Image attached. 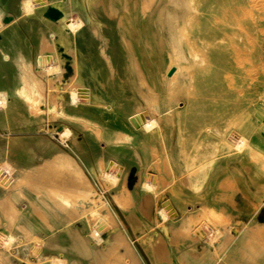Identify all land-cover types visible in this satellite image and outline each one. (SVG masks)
<instances>
[{
    "label": "crops",
    "instance_id": "1",
    "mask_svg": "<svg viewBox=\"0 0 264 264\" xmlns=\"http://www.w3.org/2000/svg\"><path fill=\"white\" fill-rule=\"evenodd\" d=\"M3 1L20 16L25 30L30 25L34 33L57 38L56 56L62 61L55 68L66 71L43 78H54L59 94L55 100L46 94L36 114L29 89L21 93L20 86L42 78L35 54L52 51L24 45L21 52L32 59L26 74L22 65L1 61L0 52V100H5L0 104V174L13 172V181L0 182V264L96 261L99 243L92 233L96 207L91 191L101 170L111 176L118 169L126 191L114 187L110 196L120 200L102 209V240L107 245L117 240L119 230L127 240L131 237L134 257L121 246L114 258L119 264H264V139L254 142L251 154L217 159L202 174L177 173L176 133L190 129V121L181 118L192 112L176 109L172 95L177 77L167 73L160 48H153L159 56H149L143 45L127 40L124 29L106 25L96 30V16L109 19L102 4L94 7L96 0L51 1L39 17L22 14V0ZM52 7L55 11H49ZM66 12L71 18L84 16L87 23L76 31L63 29ZM66 36L73 45L58 39ZM76 77L89 90L86 98L77 94L72 99V88L64 91L70 82L78 84ZM182 100L185 104L186 98ZM139 110L146 114V124L135 128L129 118ZM66 127L69 132L62 135ZM160 164L168 166L167 173L159 171ZM204 166L201 161L199 169ZM151 176L169 183L164 195L176 217H163L157 195L147 188ZM132 177L136 185L129 187ZM104 180L109 183L106 176ZM127 193L131 203L124 199ZM211 212L219 214V224H227L219 234L208 230ZM108 213L119 218L116 235L111 234L114 227L107 228L112 223Z\"/></svg>",
    "mask_w": 264,
    "mask_h": 264
},
{
    "label": "rangeland",
    "instance_id": "2",
    "mask_svg": "<svg viewBox=\"0 0 264 264\" xmlns=\"http://www.w3.org/2000/svg\"><path fill=\"white\" fill-rule=\"evenodd\" d=\"M119 1L108 0L107 4L106 0L102 1L101 4L104 9H107L106 12L109 10L107 12L109 19L102 20L96 16L101 20L100 29L106 25L119 28L117 13L123 10V4ZM136 1H139L137 14L141 21L145 19L143 23L148 25L147 29L140 28L136 34L134 29H130L133 34L131 43L143 45L145 51L149 52V56H159L156 50L160 48L159 52L165 63L170 55L175 57L179 70L175 80L177 84L174 85L176 94L174 93L175 96L173 94L172 98L175 100L176 109L187 108L192 112L190 117L181 118L183 121L186 120V124L190 121V129L188 126L186 129L182 127L176 133V154L180 162L177 165V173H186L188 176L202 174L206 172L207 167L212 168L217 159L251 154V146L254 142L264 139V0ZM4 3L6 4L5 1L0 0V6ZM111 4L117 7L116 12L112 10ZM99 7L95 8L99 9ZM162 9L165 10L164 13ZM20 10L22 12L21 8ZM22 14L25 13L22 12ZM16 16L20 20V16ZM29 24H36V22H28ZM93 26L96 27L94 21ZM19 29L23 36L25 32L27 35L36 34L30 25L26 30L20 25ZM47 38L50 39V36ZM34 40L35 42L38 40L37 36H34ZM45 48L52 51L41 52L43 56H49L47 57L49 63L46 61L47 67L45 66V70L48 71L44 72L42 67L39 69L41 71L37 73L42 78L38 77L37 80L40 85L42 84L41 90L31 92L28 96L33 103L32 111L36 114L40 112L39 105L46 94L52 100H55L59 94L56 91L59 86L54 84L55 79L43 78L52 77L53 73L61 71L60 68L55 67L56 62L61 63L62 58L59 55L56 56L55 50L50 46ZM153 48H156V52ZM36 56L37 53L35 61ZM30 60L32 61L31 58ZM76 83L79 85L78 80ZM75 86V84H67L64 91L73 89ZM184 97L185 104L182 100ZM201 161L205 166L200 170ZM157 167L160 172L167 173V165L160 164ZM7 172L0 174L2 184H6V179L8 182L13 181V172ZM120 173L121 170L118 169L116 174L110 176L101 170L96 183L93 184L91 194L94 196L96 209L91 213V224L93 236L99 243V247L95 254L96 261L91 264H119V260L114 258L121 246L125 248L122 247L129 258L134 257V242L128 236L132 246L128 249L124 244L126 235L121 230L118 231L117 240L113 241V247L110 246L111 257L109 254L105 256L100 253V249L104 246L108 247L103 240H99L100 236L103 237L102 233L105 230V216L102 209L120 200L110 196L114 193V187L117 190L122 187L119 184ZM105 176L109 183L104 180ZM150 180L147 188L157 195L159 210L163 217L165 219L176 217L177 213L173 204L164 195L169 183L159 179V176H151ZM194 183L198 184L196 181L191 182V184ZM134 185H136V179L132 177L129 187ZM124 199L131 203L128 193ZM107 215L112 221L107 228L114 227L111 234H116L118 228L115 227H119V223L115 220L119 222V218L115 213ZM211 217L209 222L213 225L208 224V230L216 234L221 233V229L227 224L224 222L219 224L217 219L221 217L218 213L211 212ZM228 230L227 228V232ZM58 262L67 264L68 261L65 259ZM129 264L134 262L129 261Z\"/></svg>",
    "mask_w": 264,
    "mask_h": 264
},
{
    "label": "bare ground",
    "instance_id": "3",
    "mask_svg": "<svg viewBox=\"0 0 264 264\" xmlns=\"http://www.w3.org/2000/svg\"><path fill=\"white\" fill-rule=\"evenodd\" d=\"M51 1L53 2V3H56V0H22L21 1V4H20V8L22 9V12H24L26 15L28 14V15H36V16H38L39 17V15H40V13L41 12H43L46 8H48V6H49V4L51 3ZM69 1V0H68ZM95 1V0H94ZM93 1V2H94ZM102 1L103 0H96L95 1V6L94 7H99V5L102 3ZM61 2V1H60ZM107 2V1H106ZM119 2H121L122 4H123V10L122 11H119L118 13H117V19H118V21H117V24H118V27L119 28H121V29H124V30H126V32L128 31V36H127V40H129V42H132V37H133V34L130 32V29H134L135 30V34L136 33H138V31L140 30V28H144V29H147V25L148 24H146V23H143L144 21H145V19H143L144 21H141V18H139L140 16L137 14L138 13V2L139 1H136V0H120ZM119 2H117V3H119ZM94 4V3H93ZM51 6V5H50ZM84 7V6H83ZM82 7V8H83ZM108 7V6H107ZM121 7V6H120ZM57 8V7H56ZM87 8V7H86ZM88 8H90V7H88ZM111 8H112V10H114L115 12L117 11V10H115V9H117V7L115 6V5H113V4H111ZM60 9H61V7H60ZM109 9V8H108ZM84 10V9H83ZM87 10V9H86ZM105 10H107V9H105ZM119 10V9H118ZM49 11H54V8L52 7V9H50L49 8ZM69 11V10H68ZM109 11V10H108ZM107 11V12H108ZM159 11H161V10H159ZM165 12V10L164 9H162V12ZM163 12V13H164ZM57 13V12H56ZM81 13V12H80ZM160 14H161V12H159ZM47 14V13H46ZM58 14V13H57ZM56 14V15H57ZM50 15V14H49ZM70 14H68V12H66L65 13V15H64V17L62 18V20H61V24H62V28L63 29H71L72 31L74 30V31H76L77 29H81V28H83L84 26H85V24L87 23V21L86 20H84L83 19V17L84 16H76V17H74V18H71L70 16H69ZM19 16V15H18ZM74 16V15H73ZM50 17V16H49ZM61 17V16H60ZM70 17V18H69ZM87 17V16H86ZM51 18V17H50ZM59 18V17H58ZM94 19V18H93ZM57 20V19H56ZM71 20V21H70ZM92 20V19H91ZM90 20V21H91ZM54 22V21H53ZM89 22V21H88ZM140 22V23H139ZM150 22V21H149ZM93 23V22H92ZM58 24V23H57ZM94 25L96 26L95 28H96V30H100V27H101V20L100 19H95L94 20ZM20 21H19V19L17 18V16L16 15H13V13L11 12V11H9V9H8V6H6V4L4 3L2 6H0V52H1V61H3V62H10V63H17L18 65H22V69H23V71L25 72V74H26V72H27V68L29 67L30 68V66H29V64H27L26 62H28V63H30V58H27V56H26V54H24L23 52H21V50H22V47L24 46V45H36V46H38L37 48H38V50H39V46H42V47H46V46H50L51 48H53L54 50H55V52H56V45H57V38L55 37V36H50V39H48L47 37H46V35L44 36L43 34L44 33H41V32H39V31H37L36 32V34H29V35H27V36H23L22 34H21V32H20ZM27 29V28H26ZM32 31V30H31ZM82 31V30H81ZM68 32V31H67ZM24 33V32H23ZM71 33V32H70ZM72 33H74V32H72ZM99 33H100V31H99ZM95 34H96V32H95ZM149 34V33H148ZM69 35V34H68ZM79 35V34H78ZM34 36H37V38H38V40L35 42V40H34ZM59 36H60V33H59ZM71 36V35H70ZM75 38V37H74ZM73 38V39H74ZM60 41H63V42H65V43H67V44H70L71 43V38H68L67 36L66 37H60V38H58ZM75 40V39H74ZM77 42V41H76ZM72 44V43H71ZM74 44H75V42H74ZM46 45V46H45ZM73 45V44H72ZM76 46V45H75ZM41 47V48H42ZM18 50V52H16V53H11L10 51L11 50ZM103 49V48H102ZM40 51V50H39ZM66 52V51H65ZM57 53V52H56ZM101 53H103V52H101ZM103 56V55H102ZM107 56V55H106ZM109 56V55H108ZM47 57H49L48 55L46 56H43L42 55V53L41 52H38L37 53V56H36V61H38V64H40V66L43 68V71L45 72V71H48V70H45V66H46V63L48 62L47 61ZM50 57H51V55H50ZM109 58V57H108ZM50 59V58H49ZM30 60V61H29ZM51 60V59H50ZM49 60V61H50ZM61 60V59H60ZM47 61V62H46ZM80 60H79V58H78V61L77 62H79ZM109 61V60H108ZM136 62V61H135ZM49 63V62H48ZM80 65V64H79ZM110 65V64H109ZM166 66H167V73L169 74V76L171 77V78H174L176 75H177V73H178V70H179V68H178V65H177V63H176V60H175V57L173 56V55H170V57H169V59H168V61L166 62ZM18 67V66H17ZM47 67V66H46ZM76 68V67H75ZM17 69H19V68H17ZM47 69V68H46ZM92 69V68H91ZM30 70V69H29ZM93 70V69H92ZM172 70V71H171ZM66 70L64 69V68H61V71H59L58 72V74L59 75H61V76H64V72H65ZM77 71H79V70H77ZM93 71H95V70H93ZM140 71V70H139ZM40 72V71H39ZM74 72H75V70H74ZM47 73V72H46ZM97 74V73H96ZM99 74V73H98ZM29 75V74H28ZM75 75V74H74ZM138 75H140V74H138ZM24 76V75H23ZM27 76V75H26ZM168 76V77H169ZM29 77H30V75H29ZM73 77V76H72ZM24 78V77H23ZM71 78V77H70ZM75 78V77H74ZM82 79V78H81ZM169 79V78H168ZM76 80H78L79 81V85L77 84L75 87H73V91H71L72 92V99H74V97H76L77 98V93L78 94H80V95H82V97L84 98H86V96L88 95L87 93L89 92V90H88V88L86 87V85H84V84H81L80 83V80L78 79V77H76ZM171 80V79H170ZM30 81V80H29ZM83 81V80H82ZM99 81V80H98ZM107 81V80H106ZM143 81V80H142ZM26 82H27V80H26ZM32 82V81H31ZM28 83V82H27ZM40 82H38V80L36 81L35 80V84H37L36 86L35 85H33L32 86V83L30 84V85H24V86H20V91H21V93L23 92H28V89H29V91H30V94H31V92H38L39 90H41L40 89V86L42 85H40L39 84ZM71 83V82H70ZM26 84V83H25ZM148 87V86H147ZM40 92V91H39ZM76 94H75V93ZM1 94V93H0ZM20 94V93H19ZM51 95V94H50ZM1 96H2V94H1ZM34 96V95H33ZM88 98V97H87ZM96 98V97H95ZM76 100V99H75ZM4 101L5 100H3V99H1L0 100V104H4ZM8 102V101H7ZM7 105V104H6ZM1 106V105H0ZM4 106V105H3ZM8 107V106H7ZM141 110V109H140ZM139 110V111H140ZM142 112H143V110H142ZM141 111H140V113H134V115L133 116H131V118H129L130 119V121L129 122H131V124L135 127V128H140L141 127V125H142V123L144 122L145 123V121H143V120H145L146 119V117H145V115L146 114H144V113H142ZM146 112V111H145ZM20 116H22V115H20ZM149 117H147V119H148ZM154 119V118H153ZM152 119V122L154 121ZM156 120V119H155ZM148 121V120H147ZM149 121H151V120H149ZM148 121V122H149ZM151 122V123H152ZM154 124H155V122H153ZM152 123V124H153ZM146 124V123H145ZM152 124H150V125H152ZM153 124V125H154ZM149 125V124H148ZM20 126V125H19ZM143 126H145L144 124H143ZM146 127V126H145ZM144 127V128H145ZM151 127V126H150ZM59 128V127H58ZM63 128H64V126H63ZM63 128H62V131H63V134H62V132H61V134L62 135H65L64 134V131L66 130V131H68L69 132V130H67V127L63 130ZM142 128V127H141ZM61 130V129H60ZM65 131V132H66ZM59 134H60V132H59ZM70 134V133H69ZM97 134V133H96ZM68 135V134H67ZM69 136V135H68ZM67 136V137H68ZM130 136V135H129ZM62 137V136H61ZM66 137V138H67ZM65 139V138H64ZM64 139H61V140H64ZM68 141V140H67ZM62 142V141H61ZM65 144H66V142H65ZM64 144V145H65ZM56 145V144H55ZM67 145V144H66ZM154 151V150H153ZM64 153H65V151H64ZM64 153H63V155H64ZM66 154H68V153H66ZM57 156L58 155H56L55 156V158H57ZM62 156V155H61ZM60 156V157H61ZM60 157H59V159H60ZM63 157V156H62ZM65 155H64V159H65ZM59 159L57 160V161H59ZM62 159V158H61ZM61 159H60V161H59V163H61V162H63V161H61ZM56 160V159H55ZM66 160V159H65ZM48 161V160H47ZM64 163V162H63ZM66 163V162H65ZM69 164V163H68ZM70 165V164H69ZM4 172V171H3ZM5 172H7V170H5ZM8 173V172H7ZM9 175V174H8ZM7 175V176H8ZM6 176V177H7ZM112 176V175H111ZM2 178V177H1ZM4 179H5V177H4ZM113 179V178H112ZM5 181V180H4ZM9 181H11L10 180V177H9ZM16 182V181H15ZM63 182V181H62ZM7 183H9L8 181H7V179H6V184ZM2 184V183H1ZM60 184H61V182H60ZM3 185H5V184H3ZM11 186V185H10ZM123 187V186H122ZM119 188L117 191H119V192H123V190L125 189V187H124V189L123 188ZM87 190V189H86ZM124 191H126V190H124ZM83 193V192H82ZM92 193V192H91ZM120 194V193H119ZM119 196V195H118ZM91 200H93V199H91ZM102 217V216H101ZM100 218V217H99ZM225 224V223H224ZM229 233V232H228ZM97 234L98 235H100V233H98L97 232ZM116 235V234H115ZM117 236V235H116ZM233 236V235H232ZM228 237V236H227ZM231 237V236H230ZM114 238V237H113ZM226 238V237H225ZM102 240V237L100 236V238H99V240ZM125 243L124 244H126L127 245V248L128 249H131L132 248V246H131V244H130V241L129 240H125L124 241ZM113 245H114V243L113 242H111L110 244H108L107 246L108 247H105L104 246V248L103 249H100V253L102 254V255H105V256H107V254H109V253H111L112 252V248H110V246H112L113 247ZM262 245V244H261ZM101 255V256H102ZM104 257V256H103ZM110 257H111V255H110ZM98 258V257H97ZM101 261V260H100Z\"/></svg>",
    "mask_w": 264,
    "mask_h": 264
},
{
    "label": "water",
    "instance_id": "4",
    "mask_svg": "<svg viewBox=\"0 0 264 264\" xmlns=\"http://www.w3.org/2000/svg\"><path fill=\"white\" fill-rule=\"evenodd\" d=\"M50 9H52V8H50ZM54 11H55V9H54ZM172 71V70H171Z\"/></svg>",
    "mask_w": 264,
    "mask_h": 264
}]
</instances>
